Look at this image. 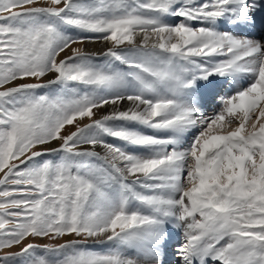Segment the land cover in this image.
Returning <instances> with one entry per match:
<instances>
[{
  "label": "snow or ice",
  "instance_id": "6c2138e0",
  "mask_svg": "<svg viewBox=\"0 0 264 264\" xmlns=\"http://www.w3.org/2000/svg\"><path fill=\"white\" fill-rule=\"evenodd\" d=\"M173 228L264 264V0H0V264H170Z\"/></svg>",
  "mask_w": 264,
  "mask_h": 264
},
{
  "label": "rangeland",
  "instance_id": "374dc122",
  "mask_svg": "<svg viewBox=\"0 0 264 264\" xmlns=\"http://www.w3.org/2000/svg\"><path fill=\"white\" fill-rule=\"evenodd\" d=\"M74 47H83V48H85L89 52H98V51L102 50V48L104 47V45H102L101 43L97 42V43H88V44H85V45H74ZM246 82L247 81H243V83H245V84H246ZM216 110L217 109H215L214 106H209L206 109V114L208 116H211V115H213L214 111H216ZM102 111H104V110H102ZM100 151H102V150H100ZM48 158H52V157H48ZM172 230H175V231L178 232V239L179 240H177L175 243H172L171 245H178L179 243H182L183 239H180V237L183 236V229L182 228H173ZM65 239H67V238H65ZM39 242L40 243H46V242H49V241H46L45 240V241H39ZM92 249L95 250V251H97V252H104V251H107L108 250L107 247L106 246H103V245H92ZM177 259H174L172 261L173 263H171V264H176V260Z\"/></svg>",
  "mask_w": 264,
  "mask_h": 264
},
{
  "label": "bare ground",
  "instance_id": "6f19581e",
  "mask_svg": "<svg viewBox=\"0 0 264 264\" xmlns=\"http://www.w3.org/2000/svg\"><path fill=\"white\" fill-rule=\"evenodd\" d=\"M259 33L255 34V38H259ZM180 234V233H179ZM181 236V235H180ZM180 239H183V236L180 237ZM178 239V232L175 231V230H172V238H171V241H170V245L168 247V250H167V254H166V257L165 259L171 263H173L172 261L174 259H177L178 257L174 254L175 253V247L176 245H171L172 243H175ZM183 242V241H182ZM173 247V248H172ZM172 251V252H171ZM174 251V252H173Z\"/></svg>",
  "mask_w": 264,
  "mask_h": 264
}]
</instances>
